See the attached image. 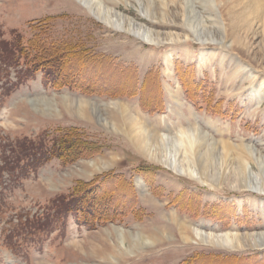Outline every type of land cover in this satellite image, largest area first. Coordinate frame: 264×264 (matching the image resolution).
I'll return each mask as SVG.
<instances>
[{"label": "rangeland", "instance_id": "374dc122", "mask_svg": "<svg viewBox=\"0 0 264 264\" xmlns=\"http://www.w3.org/2000/svg\"><path fill=\"white\" fill-rule=\"evenodd\" d=\"M140 1L142 5L139 0H120L115 7L161 34H184L182 26L152 22L141 15V7L159 13L160 0ZM164 1L169 20L170 15L178 13L177 0ZM192 3L208 21L206 24L213 27V6L207 0ZM218 7L228 46L232 40L226 15L223 7L219 4ZM11 31L23 41L37 35L48 42L78 46L102 59L93 62L76 56L66 69L73 73L76 82L92 91L89 94L67 87L53 88L44 84L42 74L37 72L10 94L0 95V165L4 159L13 165L2 170L0 182V264H182L194 255L198 257L195 264H264V247L230 249L186 242L168 219L173 214L191 225L211 226L216 231H259L264 229V195L225 185L209 187L178 175L147 159L124 133L102 126L93 116L86 119L76 115L61 101L62 95L103 102L120 100L136 107L144 119L157 124L161 131L162 120L177 127L190 125L216 142L224 141L230 146L249 144L264 158V98L257 102L258 90L264 97V68L250 51L234 47V43L229 47L211 42L200 44L192 37L145 43L105 25L76 0H0V34L8 39ZM107 57L111 62H107ZM250 66L258 71L246 77L242 70ZM148 71L158 80L161 91L158 110L143 106V103L155 106L158 101L157 86L149 79L143 82ZM187 71L195 88L194 99L187 96L179 77V72L185 76ZM15 73L13 69L9 73L13 82ZM173 93L182 102L180 105L173 99ZM51 95L56 112L44 114L30 102V98ZM105 114L110 121L118 122L114 111ZM69 128L78 130L81 140L91 143L96 151L70 163L52 156L36 166L31 165L33 151L27 155L18 153L22 140L40 142L48 148L53 139ZM230 155L235 156L234 150ZM112 157V165L105 169L93 170L87 164ZM257 167L252 162L253 171L259 173ZM112 172L133 185L136 198L133 213L94 228L80 224L74 214L55 215L58 209L57 203L52 202L55 197L68 195L77 182L88 183ZM138 178L145 185L143 191L136 185ZM108 187L115 190L116 200L128 199L125 184H119L116 178ZM25 217L33 222L45 217L50 220L45 230L35 225L24 233ZM120 231L126 246L129 232L147 236L152 244L120 255ZM229 257L234 258L225 260Z\"/></svg>", "mask_w": 264, "mask_h": 264}, {"label": "bare ground", "instance_id": "6f19581e", "mask_svg": "<svg viewBox=\"0 0 264 264\" xmlns=\"http://www.w3.org/2000/svg\"><path fill=\"white\" fill-rule=\"evenodd\" d=\"M76 1L105 25L132 35L142 42L160 44L181 39L186 40L192 37L200 44L211 42L229 47L231 43H234V47L238 45L250 51L253 54L252 56L260 63V66L264 68V0H207L213 6V9H211L215 14L214 17H211L213 18V21H211L213 27L206 24L208 21L199 14L192 0H177L178 13L170 15L169 20L166 18V9H164L166 3L164 0H160L161 10L159 13L154 12L150 7L139 9L141 15L152 22L159 21L184 27L183 35L173 32L161 34L150 29L121 10L116 9L115 4L120 0ZM139 4L142 5L140 0ZM218 4L223 7L227 19L229 32L227 29L226 31L229 33V35L227 34L230 36L229 40H232L228 46L225 45L224 41L226 37L225 23ZM175 18H178L179 22H176ZM252 66L248 69L243 68L242 72L246 77L257 73L256 67L253 68ZM261 84L262 82L259 86ZM260 93L258 90L257 102L264 98L263 94ZM53 97L54 95L30 98V102L36 110L40 109L44 114H48L52 111L56 112ZM172 97L177 105L182 103L175 93ZM61 101L67 109L73 111L76 115L86 119L93 116L102 126H108L124 133L147 159L158 162L178 175L186 176L196 180L201 185L209 187L225 185L228 188L247 189L253 193L264 195V175H261V172L264 171V158L259 151L249 144L230 146L227 142H216L213 139L206 138V133H200L197 127L190 125L188 127H177L172 122L163 120L161 131L158 129L157 124H150L144 119L136 107L125 104L120 100L103 102L78 96L62 95ZM108 111H114L118 115V122L108 119L105 114ZM233 150L235 156L230 155ZM254 161L259 167V173L253 171L252 162ZM112 163L113 157L110 160L101 159L99 162L89 161L87 164L93 167V170H101L108 168ZM136 185L142 191L145 189V185L140 178L136 180ZM168 219L177 226L180 235L186 242H201L230 249L264 247V229L259 231H240L237 229L216 231L211 226L206 227L208 228L206 229L203 225H191L173 214ZM187 231L192 234V237ZM118 235L120 237V240L118 239L120 255L130 252L132 248L136 249V247H146L152 244L151 239L149 240L147 236L146 238L145 235L143 236L139 232H129L127 237L129 245L126 246L121 231ZM92 251L93 254L94 250ZM111 261L113 262V260Z\"/></svg>", "mask_w": 264, "mask_h": 264}, {"label": "trees", "instance_id": "16d2710c", "mask_svg": "<svg viewBox=\"0 0 264 264\" xmlns=\"http://www.w3.org/2000/svg\"><path fill=\"white\" fill-rule=\"evenodd\" d=\"M76 56L86 58V60L93 62H98L102 59V57L91 56L78 46L69 45L65 42H48L39 38L37 35L29 40L23 41L19 34L15 33L13 35V31H11V36L8 39L3 38L0 34V80L2 81L0 84V95L6 96L10 94L19 84L32 78L37 72L42 74L44 84L50 85L53 88L67 87L83 93H91L92 91L80 85V82H76L77 80L74 78L73 73L70 74L66 71V69L71 67L72 60ZM107 62H111L109 57H107ZM11 69L16 72L15 82L11 81L9 77ZM132 76L135 80L133 73ZM185 76L179 72V77L187 96L190 99H194L195 88L191 82V75L187 71ZM148 79L157 86L158 101L155 106L144 103L143 106L147 110H158L161 106V91L158 80L151 71L146 73L143 82L145 83ZM149 99L152 100L154 98L151 99L150 97ZM81 139V134H79L78 130L69 128L64 130L60 137L53 139L52 144L48 148L44 147L40 142L33 143L29 140L27 142L22 140L18 153L27 155L29 151H33L32 156L34 158L31 162L32 166L39 165L41 160L46 161L52 156L59 158L62 163H70L81 156L93 154L97 149H93L91 143L82 141ZM37 153L38 156H36ZM10 164L9 159H4L3 165H0V182L2 170L5 167L12 168L13 165ZM98 178L97 176L88 183L77 182L68 195L55 197L52 200L53 203H57L56 207L58 209L55 215L65 216L71 213L74 214V217L80 224L94 228L98 224L102 225L107 222L118 221L125 214L134 212L136 198L134 187L130 182L115 172ZM113 178H116L119 184H125L128 192L127 200H116L114 196L115 190H111L108 187L113 183ZM117 195L119 196V194ZM213 208L215 207L213 206ZM216 209L218 208L216 207ZM218 211L221 210L219 209ZM49 220L48 217H45L44 219L39 218L36 222H33L29 217H25L22 224V231L28 233L29 229L35 225L36 228L45 230ZM11 232L10 230L9 235ZM191 258H187L182 264H193L196 261L194 259L198 257L194 255ZM232 258L234 257H229L225 260Z\"/></svg>", "mask_w": 264, "mask_h": 264}]
</instances>
